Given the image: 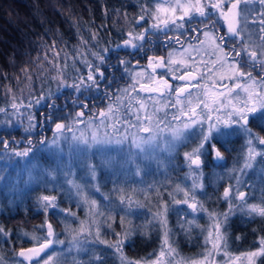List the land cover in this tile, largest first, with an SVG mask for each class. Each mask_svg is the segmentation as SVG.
Instances as JSON below:
<instances>
[{"label":"snow or ice","instance_id":"snow-or-ice-1","mask_svg":"<svg viewBox=\"0 0 264 264\" xmlns=\"http://www.w3.org/2000/svg\"><path fill=\"white\" fill-rule=\"evenodd\" d=\"M143 6L141 7V14L135 24L140 27H145L144 32L139 34L128 33V38L123 40L122 44H116L115 47L105 46L103 48H97V43L92 44V48H97L96 51H91L88 53L92 57L91 60H85L84 64L88 69L87 74H77L74 82L69 85L67 84L66 77L57 81V91L61 88L71 87L75 93L83 94V92L92 91H103V96L114 103L119 104L121 93L127 94L128 91L135 90L136 85L139 82L138 78L142 75L141 72H136L139 63L136 65L132 64L129 59H122L120 57V52L131 48L133 51L127 53L129 56H134L141 51L144 52V58L148 61V67H151L154 63L157 67H164L165 64L171 65V55L170 52L168 57L163 56L156 57L147 54L145 49L146 44H152L149 39L152 35L163 34L168 36L170 32H175L181 36L187 35L189 32L196 33L195 39L200 42L201 46L203 41L199 40L202 35L204 37H211L217 41L215 48L213 49V57H216L217 52H223L225 47L229 48V51L224 53L223 59L221 60L220 66L223 67L224 63H227L230 68L233 69V75L228 79L231 81L230 95L236 100V103L230 109L223 112V118L218 115L215 119L211 117L208 111V104L203 100L202 97H196V106L192 107V91L191 89L197 88L200 85L201 80L206 76L211 75V71L202 72L201 76H192L194 69L186 68L180 75L173 76L172 79L179 80L183 82L180 85L173 87L164 80L166 85L165 91L160 93L161 98L167 99L166 108L176 109L175 111H164L163 114H159L157 109H153L155 114V122L153 123V118L149 117L147 114L141 119L139 114L135 116V123L126 121L121 127H116L115 132L117 134L124 131V135L113 138L112 136L105 135L101 137L96 133H93L91 137L85 136L83 133L79 137L73 134L70 138L65 136V132H71L74 124L83 122L85 113L83 111L76 112L74 116H70L71 123H55L52 116V111H49L43 118L42 121H36L34 123V113H27L28 124L24 127L25 133H31L35 128L41 127L44 123L52 120L55 123L54 139L53 144L57 142V137H63L64 141L71 139L75 141L77 145L83 144L84 149L88 150L91 148H97V150H103L106 146L116 145H128V159L124 163L132 164L134 158L140 154L148 156L151 150L159 147L160 143L165 144V148L171 151L178 144L187 146L188 141H191V150L184 153L186 161L189 162V167L191 165H196L197 170L201 168V157H210L215 153V161H220L222 159L221 152L217 145L221 148L227 150V145L232 143L234 137H242L245 139V146L248 148L247 157H245V168L252 167L251 161L256 155L264 158V151L256 152L257 146H264V0H142ZM258 4L259 11L258 16H252V13L256 11L255 5ZM167 5L165 8L164 6ZM154 6V7H153ZM166 12L170 11L175 17L179 13L178 19H172L171 21L163 20L160 22V18L157 13L160 10ZM250 17L251 22L259 20V35L258 40L253 39L256 35L255 31L250 28ZM149 21L152 23L149 24ZM203 25V27H194L193 25ZM226 25L225 35L216 36V31L218 29H224ZM191 39V38H190ZM171 43L179 44L180 41H169V44L165 47L170 46ZM231 45V47H229ZM182 47V46H181ZM194 52L198 53V49L194 48ZM115 57L117 63L115 65L110 63V60ZM230 57V59H229ZM198 58V57H196ZM196 58L193 59L195 63ZM220 59L219 57H216ZM205 69L208 65L203 66ZM112 68L113 72L109 73L108 69ZM122 70V75L119 79L123 80L127 77L128 83L125 87L121 88L117 83V77L115 76V70ZM243 69H247L244 71ZM171 71H174L170 69ZM214 70V69H213ZM42 71V69H39ZM253 72L256 75H253ZM135 73V74H134ZM188 76L191 79L186 80L185 77ZM259 77L257 80L256 77ZM56 79V77H53ZM75 80H79L76 83ZM255 87L250 90L249 83ZM218 84L224 89H229V84L225 83L223 80L217 81ZM103 84V90L100 85ZM115 84V88L113 85ZM140 90L145 91L144 85H140ZM239 90V91H236ZM243 93V97L240 93ZM139 95V93H137ZM173 95L175 98L173 99ZM57 97L51 91L47 95H40L36 100H29L26 105L27 108H34L43 105L49 109L54 110L56 105L54 100ZM73 103H76L74 101ZM224 101L221 100V104ZM178 105L182 107L177 108ZM16 109V105L12 106ZM81 108L87 107V105H80ZM109 110L112 111L111 104L109 105ZM129 107H125V112L129 111ZM213 111L219 112V108L212 109ZM0 112H3L6 116L7 111L0 108ZM113 115L115 113L113 112ZM101 118L106 119V115L103 111L99 113ZM199 117V118H197ZM179 121L182 127H173L172 122ZM94 121L89 120L88 123L92 124ZM7 124V122H5ZM144 124H148L149 127H143ZM164 124V128L170 129L171 131L166 136H162L161 133L164 132V128H160L159 125ZM107 127V125H105ZM155 127L156 131L153 132L152 128ZM137 128L138 132L136 135L129 136L128 129ZM257 131H253V129ZM147 133V135H140L139 133ZM27 144L23 140H5L0 136V163L3 161H12V158H16V163L20 160L27 161L28 164L31 163L33 149L32 140L25 137ZM47 143L46 141H41V144ZM23 148L22 151L18 150ZM135 151H132V150ZM264 162V160H262ZM106 164H111L113 161L108 160ZM137 172L140 174L139 165H136ZM87 173L90 181L96 180L97 165L92 163L86 164ZM243 168L237 170L233 169V176L231 179L235 180V185H230L224 188L223 195L219 199L226 205L227 210L219 213L210 212L209 215H215L216 223L213 225L214 230L220 233L223 229L224 232L227 231L228 221L230 218L239 213L242 217H247L250 222H254L259 218L261 222V227L259 232L262 235L259 236L258 240L254 243L253 249L246 250L240 253L239 257L229 256V259H243L247 264H264V188L260 189V197L258 203H250V200L256 199L254 193L256 189L250 188L249 194L246 195L245 191H241L243 186L242 181L238 176L235 175L236 171L243 172ZM75 175L74 173H70ZM66 183L70 184L73 189H75L76 206L82 207L84 203H88L91 207L96 204L94 199H89L86 194L91 191L99 192L100 186L97 183H85L84 185L77 184L73 179H66ZM202 187V186H201ZM196 185H193V189ZM119 191V190H117ZM184 200H177V204H187L188 208L192 210L193 213L206 211L204 204L197 201L195 198V192L189 195L185 192ZM81 196H85V199L81 200ZM72 197L70 196L69 199ZM105 199H110V197L105 196ZM189 199L192 203H189ZM121 211L125 215H131L133 202L130 198L121 197L120 198ZM139 207V205H137ZM40 208L42 213H61L66 216H74L68 209H63L59 207L57 197L55 196H43L40 198ZM155 218V217H154ZM151 223V221H149ZM161 224L164 222L161 221ZM189 224L188 229H184L183 223L180 225L182 231L190 232L192 228V223ZM124 219L121 217L120 226L123 228ZM110 227V225H109ZM254 232L257 230L254 229ZM5 236L8 233L5 230L0 229ZM35 232L44 233L43 235L31 236L29 242H35V246L32 248L21 249L19 251V259L16 260L15 264H61L64 256V248L59 249V254H57V246H63L65 241L60 240L59 236L54 232L52 225L47 224L41 225ZM139 230L136 227L124 229L125 238H129L133 233H137ZM90 234V233H89ZM113 235L117 237L115 244L109 245L110 248L120 252L123 249L125 240L119 239L121 233L113 231ZM167 235V234H166ZM25 237H28V233H24ZM217 239H223L224 242L218 247H222L227 254V240L224 239L223 233H220L216 237ZM237 239H242V237H237ZM96 243L103 244V240L99 239V230L97 229ZM87 243L86 239H79L73 237L69 243L67 251L71 252L75 249L77 252L87 251L83 249V244ZM207 243V241H206ZM174 252V249L169 246L167 252H165L163 245L161 246V255H167L168 253ZM152 255H156L153 253ZM55 257V258H54ZM74 264L78 262L74 261ZM89 264H103L102 260L98 258L95 260H90ZM121 264H136L133 261H126L121 258ZM168 264H172L169 260Z\"/></svg>","mask_w":264,"mask_h":264},{"label":"trees","instance_id":"trees-1","mask_svg":"<svg viewBox=\"0 0 264 264\" xmlns=\"http://www.w3.org/2000/svg\"><path fill=\"white\" fill-rule=\"evenodd\" d=\"M141 5L142 0H0V108L8 113L6 116L0 112V136L5 140H23L25 144H27L25 137H28L32 140L33 146H36L42 138L51 136L55 130V123H71L70 116H74L78 111L92 116L103 109L105 102L109 101L104 98L103 91H85L82 95L75 93L71 87L57 91V81L66 77L65 82L71 85L78 73L86 75L88 69L84 61L92 59L88 53L105 46L114 48L123 40L127 30L136 29L138 26L134 19L140 13ZM97 40V48H92L91 45L97 43ZM151 41L152 44L145 45L148 55L155 53L160 47L154 39ZM129 52L132 50H122L120 57L131 61L137 60L140 63L145 60L143 51L134 56L127 55ZM110 63L113 65L117 63L115 57L110 60ZM108 72L112 73L113 69L109 68ZM122 74V70H115L117 83L121 88L128 83L127 77L123 80L119 79ZM75 82L79 83V80ZM100 88L103 90L104 85L101 84ZM49 91L57 97L54 100L56 105L54 110L43 105L31 109L26 107L29 100L34 101L40 95H47ZM21 95L22 100H20ZM74 101L76 103H73ZM82 104L87 107L81 108ZM13 105H16L15 110ZM23 109L28 113H34V123L42 121L44 116L52 111L55 123L50 120L41 127L35 128L30 134L25 133L21 129L27 126L26 121L24 127L20 124L15 127L10 125L13 123L11 119L13 114ZM19 118L21 121L24 119ZM5 120L7 124L4 123ZM217 148L225 156V160L229 161L236 152L234 145H227V150L219 145ZM18 150L22 151L23 148ZM214 157L213 155L201 157V167L205 178L204 192L200 194V197L203 196L209 205L215 204L220 208L222 202L219 196L228 183L218 179L224 176L225 166L215 161ZM42 161L38 159L42 166L49 164L47 158L46 160L43 158ZM2 163L6 165L5 161ZM186 170L185 165L180 164L179 156H173L168 165L170 179L186 184ZM8 171L14 177H16V171H19L17 184L24 185L26 170L21 172L19 168L8 166ZM113 186L114 183L107 181L100 184L99 193L90 195L97 201L96 207L107 213L102 215L97 212L94 215L99 238L105 243L82 246L87 251H75L78 261H75L73 250L70 253L64 251L61 264H74V261L78 264H89L90 260L97 258L102 260L103 264H116L115 261L118 258L130 261L144 258L158 247L159 232L162 228L154 224L144 226L140 222L143 221V216L135 217L138 223L125 218V229L136 227L139 230L129 238H125L120 226L123 213L117 203L118 196L116 199L113 197L116 193L111 189ZM15 187L16 185L11 186L6 180L0 183V229L8 233V236H5L3 232H0V264H15L19 259L17 255L19 249L35 246V242L30 243L29 240L33 234H44L34 233V230L41 225L46 227L47 224H51L59 239L65 241V244L61 246L64 248L69 238L77 237L83 225L89 220L85 203L78 208L76 197L69 193L66 187L58 189L54 185L46 187L37 183L27 188L24 186V192L20 194ZM100 193H104L110 199L103 198ZM43 194L57 197L59 207L68 209L75 215L66 216L51 211L41 214L40 198ZM254 195L255 200H259L260 192L255 191ZM70 196L71 199H69ZM158 198L151 194L152 202H157ZM160 202L161 205L158 207L168 205L172 210L171 200H168L164 194L160 197ZM180 216L182 212L178 214L176 211L167 215L170 231H172L171 236L174 237L180 250L187 255L192 253L194 255L195 247L186 244V241H193L200 231L194 227L190 232L182 231L180 225L183 223L184 229H188L189 224L187 225L185 221L188 217L179 220ZM203 219L204 217L200 216L199 223H203ZM88 224H90L88 231L83 232L84 239L92 232V221ZM261 226L259 218L250 222L247 217L236 215L230 222L228 234L243 245L250 246L258 236L262 235L258 231ZM254 229L257 231L254 232ZM113 231L121 233L119 239L125 240L123 249L120 251L124 256H119L120 252L109 247L117 241ZM24 233H28L29 236L25 237ZM91 249L93 250L90 253Z\"/></svg>","mask_w":264,"mask_h":264},{"label":"rangeland","instance_id":"rangeland-1","mask_svg":"<svg viewBox=\"0 0 264 264\" xmlns=\"http://www.w3.org/2000/svg\"><path fill=\"white\" fill-rule=\"evenodd\" d=\"M143 4L140 6V8ZM154 7V6H153ZM165 8L167 5L164 6ZM141 10V9H140ZM141 14L140 13L135 16L134 20H137ZM157 15L160 18V22L163 20L171 21L172 19H178L179 13L176 14L174 17L170 11L166 12L163 9L160 10ZM258 16V12H254V17ZM258 19L253 23L257 25ZM152 21H149V24ZM138 26L136 29L127 30L125 38H128V33L132 32L133 34H139L144 32L145 27ZM253 29V28H251ZM254 30V29H253ZM175 32H170V34H174ZM162 34L152 35L149 37L150 40L154 39L155 42L159 44L160 37ZM123 40L118 42V44H122ZM203 45L199 43L195 47L188 48V45L185 47L175 48L170 45L168 47L169 53L171 52V65L167 66L168 72L166 76L170 75L171 73L175 76L181 74V72L186 68H192L193 73L196 75L201 76L202 72L211 71V75L206 76L203 80H201L200 85L197 88H193L192 91V107L196 106V97H202L204 101L208 104V111L211 114V117L215 119L218 115L223 118V112L227 109H230L233 104H235L236 100L233 99L232 95H230V88H231V81L228 79L233 75V69L229 67L227 63H224V66L221 67L220 63L223 59L224 54L222 52H217L216 57H213V49L215 48L216 41L210 37H205L203 40ZM115 47V46H114ZM198 49V53L194 52L193 49ZM132 50L131 48H129ZM133 51V50H132ZM168 53V55H169ZM196 58L195 63L193 59ZM144 63H148L146 59L143 61ZM138 61H132V64L135 65ZM140 63V62H139ZM207 64L208 68L205 69L203 66ZM216 64V65H215ZM170 69L174 70L171 71ZM214 69V70H213ZM136 72H141L142 75L138 78V83L136 85L135 90H129L127 94L121 93L120 102L119 104L114 103L112 101L105 102V106L100 111H97L94 115L89 116L85 115L83 118V122H79L73 125L71 132H65V136L69 138L75 134L77 137L83 133L87 137H91L93 133L104 137L106 134L112 136L114 139L118 136L124 135V131L117 134L115 132L116 127H121L122 124H125L126 121L135 123V116L139 114L141 119L147 114L149 117L153 118V123L155 122V114L153 109H157L159 114H163L164 111H175L176 109L166 108L167 99L161 98L159 95L161 92L152 93L150 90L151 87V80L152 76L148 73L147 69L144 67H140L136 69ZM135 74V73H134ZM223 80L225 83L229 84V89H224L217 83V81ZM249 83L250 90L254 88V85ZM143 84L145 91L140 90V85ZM125 87V86H124ZM123 88V87H122ZM239 91V90H236ZM139 93V95H137ZM243 93H240V96L243 97ZM20 100H22V95L20 96ZM173 99L175 96L173 95ZM221 100L224 101L221 104ZM111 104L112 111L109 110V105ZM129 107V111L125 112V107ZM182 107L178 105L177 108ZM18 108V107H17ZM219 108L220 111H213L212 109ZM103 111L106 115V119L101 118L99 113ZM79 112V111H78ZM113 112L115 115H113ZM27 111L26 110H19L17 113L13 114L12 116V127L14 126H22L28 123L27 118ZM23 117V121L21 118ZM199 118V117H197ZM94 121L92 124H89L88 121ZM26 121V124H25ZM5 122H7L5 120ZM4 122V123H5ZM18 123V124H17ZM20 124V125H19ZM173 127H182L179 121L172 122ZM107 125V127H105ZM143 127H149L148 124H144ZM160 128H164V124L159 125ZM24 131V128L21 129ZM55 131V130H54ZM54 131L49 137L42 138V141H46L47 143L33 146V153L31 163L28 164L27 161L20 160L19 163H16V158H12V161H7L6 165L4 163H0V183L2 181H8L11 186L16 185L17 193L24 192V186L29 187L30 185H36L37 183L43 184V186L50 187L55 186L58 189L66 187L69 193L75 196V189L68 183H66V179H74L77 184L84 185L85 183H97L102 184L110 181L114 183V186L111 188L114 190L115 195L113 196L115 199L117 198V203L120 207V198L126 197L130 198L133 202L132 212L131 215H125L124 212L122 217L124 219V225L122 228V232L125 229V218L132 220H137L136 216H143V221L141 224L144 226L150 225H157L162 230L159 232V243L158 247L148 256L133 260L136 264H168V261L171 260L172 264H247L246 261L241 259H229V256L232 257H239L240 253L253 249L254 243L258 240L259 236L256 238V241L251 244L250 246H245L242 243L238 242L232 236H229L228 230L230 222L236 215H240L237 213L235 216L229 219L227 231L224 232L223 229L220 230V233H223L224 239L227 240V254H225V250L222 247H218L223 244V239H217L216 237L220 235L217 233L213 225L216 223L215 215L210 216V212L219 213L222 211H226L227 207L222 202V206L219 208L215 204H208V201L200 194L204 192V178L205 174L202 167L197 170L196 165H191L189 167V162L186 161L184 157V153L191 150V141H188L187 146L184 145H177L171 151L166 150L165 144L163 142L160 143L159 147L151 150L148 156L140 154L134 158V162L132 164L124 163L125 160L128 159V152L129 148L128 145H111L106 146L103 150H97V148H91L88 150L84 149L83 144L77 145L75 141L69 139L68 141H64L63 137H57V142L53 144L54 139ZM152 131L155 132L156 128L153 127ZM170 129L164 128V132L161 133L162 136L168 135ZM253 131H257V129H253ZM138 132L137 128H130L128 129V135H136ZM140 135H147V133H139ZM264 136V133L260 134ZM245 139L242 137H234L232 143L228 145L235 146V154H233V158L229 160H225V156L221 153L222 159L218 161V163L225 166L223 168L224 176L218 177L219 180L224 181L226 184L224 188L229 187L230 185H235L236 181L231 179L233 176V169H241L243 168V172L236 171L235 175L240 178L242 181L243 186L241 187V191H245L246 195L249 194V189L254 188L258 192L260 189L264 188V158L259 155H256L255 158L251 161L252 167L245 168V157L248 154V148L245 146ZM132 151H135L134 149ZM260 151H264V146H257L256 152L259 153ZM178 155L180 158V164L185 165L186 167V184L180 183V181H175L170 179L168 175V165L173 158V156ZM215 156V153H213ZM43 158L49 163L47 166L43 165L38 162V159H41L43 162ZM111 160L113 163L106 164L105 162ZM92 163L97 165L96 171V180L90 181L86 164ZM45 164V163H43ZM139 165L140 174L137 175V167ZM9 167L19 168L21 172H25V179L23 180L24 185H18V177L19 171H16V177L10 174L8 171ZM51 166V167H50ZM70 173H74L75 175H71ZM13 174V173H12ZM53 183V184H52ZM50 184V185H49ZM196 185V188L193 189V185ZM141 185V187L138 186ZM202 186V187H201ZM257 187V188H256ZM221 192V196L223 195V190ZM119 190V191H117ZM195 192V198L197 201H200L204 204L206 211L203 212H196L193 213L190 208H188L187 204H177V200H184L185 199V192H188L189 195ZM100 192V191H99ZM95 191H91L90 193L86 194L89 202L92 199L90 195H94V193H99ZM260 192V191H259ZM153 193L154 197H159L157 202L151 201V194ZM165 195L168 200H171L170 205L172 206V210L168 205L160 206V197ZM52 196L48 194H43V196ZM100 196L103 198L106 196L104 193H100ZM81 200L85 199V196H81ZM172 199H174L172 201ZM96 201V200H95ZM189 203H192V200L189 199ZM259 200H250V203H258ZM97 201L95 205L89 206L88 203H85L88 213V222L83 225V229L77 235V238L84 239V233L88 231L90 221H92V232L88 234L85 238L87 243L83 244V246H87L88 244H97L95 242L96 238V219H94V215L97 212L101 213L102 215L107 214L106 212L100 211L97 205ZM139 205V207H137ZM158 207V208H157ZM93 209V210H92ZM178 212L181 214L179 220H183L188 217L185 221L187 224L188 222L192 223V227L196 228V230L200 231L196 235V238L193 241H186V244L195 247V253L192 254H185L182 250H180L177 246L174 237L171 236L172 231H170V224L168 223L167 215H170L171 212ZM137 212H140L139 214ZM143 212V213H142ZM129 216V217H128ZM200 216L204 217V222L199 223ZM155 217V218H154ZM92 219V220H91ZM94 219V221H93ZM121 221V218H120ZM151 221V223H149ZM163 221L164 223L161 224L160 222ZM137 222V221H135ZM138 223V222H137ZM140 224V225H141ZM188 225V224H187ZM83 233V235H81ZM167 234V235H166ZM232 237V238H231ZM73 238V237H72ZM69 238V241L72 239ZM173 238V239H172ZM100 239V238H99ZM207 241V243H206ZM68 243L64 247V251H67ZM116 243V242H115ZM100 244V243H99ZM163 245L165 252H167L169 246L174 249V252L168 253L167 255H161V246ZM61 246H57V254H59V249ZM93 249H91L90 253ZM73 253L75 254V249H73ZM95 252V251H93ZM156 253V255H152ZM119 256H124L122 252H120ZM75 261H78V256L75 254ZM55 258V257H54ZM128 261V260H126ZM116 264H121V259L118 258L115 261ZM26 264V263H25ZM259 264V262H258Z\"/></svg>","mask_w":264,"mask_h":264},{"label":"flooded vegetation","instance_id":"flooded-vegetation-1","mask_svg":"<svg viewBox=\"0 0 264 264\" xmlns=\"http://www.w3.org/2000/svg\"><path fill=\"white\" fill-rule=\"evenodd\" d=\"M259 7L260 6L258 4H256L255 5L256 11H254V12H258L259 11ZM254 12L252 13V16H254ZM193 26L194 27H203V25H199V24L193 25ZM250 28H253L255 33H256V35H254L253 39H257L258 40L259 35H261V33H259V21H258L257 25H254V27H253V23L251 22V17H250ZM225 30H226V25H225L224 29H218L216 31V36H224L225 35ZM196 35L197 34L193 33V32H189L187 35H184V36H181V35H179L177 33H174V34H170L169 33L168 36H164L162 34L160 39H159L160 40L159 44L156 42L160 46L159 49L155 53L150 54L149 56H152L154 59L156 57H160V56H163V57L167 58L169 50H170V49H168V47H170V46L165 47V45L169 44V41H176V40L180 41L179 44H177V43H171L170 44L172 47H175V48H179L181 46L186 48L187 45H188V48H190L189 46L195 47V46H197L200 43L199 41H197L195 39ZM204 38L205 37L201 35L199 37V40L202 41ZM214 42H215V40H214ZM229 47H231V45H229ZM228 51H229V48L225 47L223 49L222 53L224 54V53H226ZM229 59H230V57H229ZM157 63H158V61L156 63H154L151 67H148V63H144V62L139 63V66L141 65V67L146 68L148 73L152 76V80L150 82L151 83L150 90H151L152 93H156V92L158 93V92H161V91L162 92L165 91L166 85L164 84V80H167L168 83L170 85H172L173 87L183 83V82H181L179 80L172 79V77L175 76L172 73L170 75H168V77L166 76V73L168 72V70H167L168 64H165L164 67H157L156 66ZM243 70L247 71V69H243ZM253 75L255 76L256 73L253 72ZM192 76L198 77V75H196L193 72H192ZM256 78H257V80H259L258 76ZM185 79L188 80V79H191V78L186 76Z\"/></svg>","mask_w":264,"mask_h":264},{"label":"water","instance_id":"water-1","mask_svg":"<svg viewBox=\"0 0 264 264\" xmlns=\"http://www.w3.org/2000/svg\"><path fill=\"white\" fill-rule=\"evenodd\" d=\"M32 247H34V246H32ZM32 247H27V248H32ZM27 248H22V249H27ZM21 249H19L18 250V252H17V255L19 256V251H20Z\"/></svg>","mask_w":264,"mask_h":264}]
</instances>
